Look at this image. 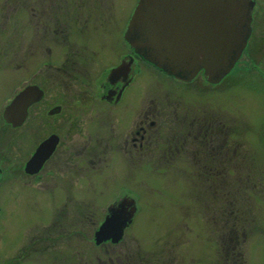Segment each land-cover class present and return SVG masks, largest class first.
<instances>
[{"label": "rangeland", "instance_id": "1", "mask_svg": "<svg viewBox=\"0 0 264 264\" xmlns=\"http://www.w3.org/2000/svg\"><path fill=\"white\" fill-rule=\"evenodd\" d=\"M138 1L0 0V112L5 97L9 103L25 82L35 81L48 93L23 127L2 130L9 139L6 153L10 160L4 168L8 170L4 174L0 170V264H71L85 256L95 260L138 253L147 264H234L230 250L234 243L241 246L245 264H264V0H257L254 32L244 58L220 85H209L204 73L186 83L142 62L138 79L127 92L128 98L168 93L170 106H189L194 113L207 111L222 117L228 161L223 172L217 168L223 177L216 181L228 180L218 187L224 195L214 188L213 177L192 175L189 161L149 163L140 177L129 167L93 168L83 160L78 177L84 178L82 183L95 184L74 186L72 195L89 194L92 200L71 202L64 209L71 178L61 188H46L36 186L34 177L25 173L33 151L52 132L61 135V149L75 148L66 155L73 162L72 157H77L92 134L88 130L78 133L71 122L74 112L69 100L80 97L79 89L74 90L66 73L56 71L51 76L45 61L62 67L75 52L83 51L91 85L80 90L89 91L87 97L92 99L88 104L92 109L84 111V116L96 115L104 106L94 97L101 91L105 70L116 65L119 53L128 49L125 33ZM35 46L39 51L33 56ZM39 67L44 72L35 76ZM51 104H62L64 110L49 116ZM35 117L40 121L34 123ZM31 127L34 130L28 135ZM47 178L43 181L55 180ZM130 190L138 196L139 211L125 240L116 247L97 246L94 232L105 221L108 206L130 195ZM83 209L90 242L79 248L75 240L79 235L73 240L61 231L70 228L68 223L62 225V218L66 210ZM54 217L60 220L56 227L51 225ZM233 230L239 235L234 241Z\"/></svg>", "mask_w": 264, "mask_h": 264}, {"label": "flooded vegetation", "instance_id": "2", "mask_svg": "<svg viewBox=\"0 0 264 264\" xmlns=\"http://www.w3.org/2000/svg\"><path fill=\"white\" fill-rule=\"evenodd\" d=\"M252 1H254V19L257 9V0ZM32 10L34 14H36V8L32 7ZM47 28H51L49 23L47 24ZM49 29H47L48 32ZM47 38H49V36ZM127 45V51L119 53L118 63L109 67L108 70H105L106 75L104 80L100 82L99 89L101 91L96 97H94L95 99L100 100V104L104 107L102 108L103 112L97 111L96 115L90 113L89 115L86 114L84 116V111L88 112V110L90 111V109H92L88 108V104L92 102V99L91 97H87L89 91L84 89L81 92L80 90L81 86H85V88H87L91 85L89 80L91 71L87 64H85L83 51L75 52L74 56L70 58L72 60H66L65 64H63L64 66L62 67L52 65V63H49L48 61H45L44 63L45 68L46 66H49L48 70H52L50 72L51 76H55V74H57L56 71L66 73L67 76L70 77L69 81L73 85L74 90L77 88L79 89L78 95H80V97L69 100L74 112V118H71V122L72 125L76 124L78 133L83 130H88L89 133H92L90 134L89 139H85L87 143L86 146L75 154L77 155L76 158L80 159V161H77L74 156L72 158L75 159L76 162H73L71 158L66 156L69 155L67 152H71L72 149L74 150L75 148H70L69 150L61 149L59 146L62 140L61 135L52 132L50 136L42 140L37 145L36 150L33 151L30 159L24 166L25 173L33 176L37 181L34 183L36 186L45 185L44 187L46 188H61L66 185V182H68L66 179L71 178V189H69L68 194L65 195V199L67 201L64 202V209H66L68 204L71 202L82 203L84 201L92 200V197L89 194L72 195V187L74 186L79 189L81 185L95 184L93 181L88 182V180L87 182L82 183L84 178L78 177V173H81L84 169V166L81 164L83 160H85V162L93 168L98 166L102 167V165L107 167H129L135 170V174L137 176L143 174L147 164H154L155 162L168 164L169 162L189 161L193 165L194 172L192 175H199L200 177L219 171L217 168L223 172L222 169H226L227 167L228 159L226 139L224 138L223 120L217 113H211L208 115V112L206 111L203 112V114H200L197 112L194 113L189 106H184L185 108L180 105L170 106L171 99L168 98V93L159 97L152 96L148 98L145 96L140 98L136 95H131L128 98V88L138 79L137 75L140 63L144 62L147 66L153 67V70H157L161 75H169L154 66L152 63H149L142 56L138 55L135 48L128 42ZM37 48L38 47L35 46L32 49V55L38 53L39 50H37ZM46 50L49 51L50 55L53 54V50L49 44L46 47ZM245 52L241 60L244 58ZM22 62L23 64H26L24 60H22ZM117 69L119 72L116 74L115 72ZM153 70L151 69V71ZM43 72V69L39 67L38 73L36 72L35 76L37 74L40 75ZM205 79L209 85H212L208 82L206 76ZM184 82L192 83L193 81ZM34 85L39 86L45 95L44 98L36 101L29 107L27 114L28 117L21 126H13L11 123L6 121L4 111L14 98L12 100H8V103L7 96L5 97L4 104L2 106L3 108L0 112V114H2L0 115V135L1 138L3 137L2 139L0 138V170L2 173H5L8 170L4 168H6V165L10 160L6 153L8 151L6 145L8 144L9 139L4 137L5 133L3 134V128L7 127L15 130L23 127L31 118L32 110L34 111V108H37L42 102H44L48 94L46 92V88L35 81L31 83L25 82V85L19 92ZM216 85L212 86L215 87ZM18 93H16V95ZM164 103L169 105L165 106L163 105ZM49 107L50 108L47 112L49 116H57L64 110V105L62 104H51ZM181 109H184L185 111L182 112ZM39 118L40 117H35L33 122L35 123L37 120L40 121ZM72 128L74 127L72 126ZM33 130L34 129L31 127L28 135H31ZM53 136H56L58 139V143L56 145L57 147L52 152L53 154L51 153L52 155L48 156V159L44 162H40L42 160H38V163L35 162L33 166L34 168H32L33 171H28L26 168L28 162L33 159V156L37 152L38 148L45 141H47V139ZM91 142H95V144H92V147H90ZM50 167L52 169H57L56 172L54 170L51 171ZM46 169L47 171L50 170L48 175H42V172L46 171ZM76 175L78 178L75 177ZM48 176H50V178H55V180H51L49 182L43 181L48 179ZM127 193L130 195H125V197L119 200H117V198L114 202L110 203L108 206V212L104 216V220L106 219L111 207L119 206L126 199L135 200L137 210L134 214L133 222L127 227V229H129V227L132 226L136 220V214L139 211V201L137 200L138 196L133 190H130ZM56 215L57 214H55V216ZM63 215H65V218H62V225H66L68 223L70 228L61 231H67L69 236H71V239H73L74 236L79 235L80 238L75 239L77 241L76 246L79 248H85L90 242L88 225H86L88 221L86 210L83 209L77 212L73 211L72 213L66 210ZM51 221V225L56 227L60 220L54 217ZM102 223L94 232L93 240H95V244L97 246H105V248L116 247L125 240L124 238L126 232L122 240L118 243H113L112 240H108L102 244H98L96 240V232L99 230ZM231 239L234 241V237ZM47 246L49 247V244ZM137 256L138 255L131 256V254H127L124 255V257L119 255H117V257H97L95 260L85 256L81 259L75 260L71 264H147L145 259L142 258L143 255L141 253H139L138 259H134ZM132 259L134 261L138 260V262H133Z\"/></svg>", "mask_w": 264, "mask_h": 264}, {"label": "water", "instance_id": "3", "mask_svg": "<svg viewBox=\"0 0 264 264\" xmlns=\"http://www.w3.org/2000/svg\"><path fill=\"white\" fill-rule=\"evenodd\" d=\"M253 10L252 0H139L126 40L138 55L168 75L191 82L203 72L216 85L231 74L245 52L253 32ZM44 95L37 85L19 92L4 111L6 121L21 126L29 107ZM57 143L56 136L47 139L27 170L48 159ZM136 210L135 201L127 199L111 207L96 232L97 243L120 242Z\"/></svg>", "mask_w": 264, "mask_h": 264}, {"label": "trees", "instance_id": "4", "mask_svg": "<svg viewBox=\"0 0 264 264\" xmlns=\"http://www.w3.org/2000/svg\"><path fill=\"white\" fill-rule=\"evenodd\" d=\"M228 78V77H227ZM222 172V171H221ZM211 174H213V175H211ZM209 173L208 175H207V177H213V179H214V181L215 182H213V185H214V188H216V191L217 192H219V193H221L222 192V195H224V192L221 190L220 191V189L218 188L219 186H220V184H227V182H228V180H226V178L224 177V178H222V179H220V183H219V181L217 182L216 180H218L217 178H220V176H222V174L220 175V174H218V173H216V172H212V173ZM223 177V176H222ZM208 178V179H209ZM219 183V184H218ZM219 189V190H218ZM233 195V197H236L237 196V194H236V192L234 193V194H232ZM233 200V199H232ZM233 202H235V201H233ZM233 232V234H232V236L234 237V239H236L239 235L238 234H235L234 233V230L232 231ZM232 237V238H233ZM237 243H238V241H237ZM240 248H241V246L239 245V244H236V243H234V245L230 248V250H231V252H232V257H233V259L235 260V262H234V264H245V258H244V254H242L241 253V250H240ZM138 253V252H137ZM138 256H139V253H138ZM137 256V259L139 258ZM133 260V259H132ZM133 262H138V260H133Z\"/></svg>", "mask_w": 264, "mask_h": 264}]
</instances>
